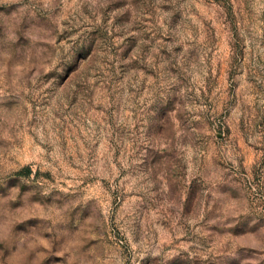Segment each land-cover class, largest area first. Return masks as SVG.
<instances>
[{
    "label": "rangeland",
    "instance_id": "obj_1",
    "mask_svg": "<svg viewBox=\"0 0 264 264\" xmlns=\"http://www.w3.org/2000/svg\"><path fill=\"white\" fill-rule=\"evenodd\" d=\"M0 264H264V0H0Z\"/></svg>",
    "mask_w": 264,
    "mask_h": 264
}]
</instances>
